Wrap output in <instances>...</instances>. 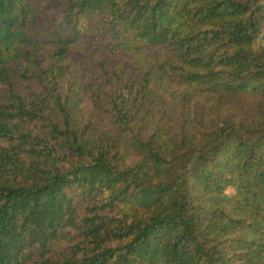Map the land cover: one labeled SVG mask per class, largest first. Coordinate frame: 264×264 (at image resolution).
<instances>
[{
  "label": "trees",
  "instance_id": "16d2710c",
  "mask_svg": "<svg viewBox=\"0 0 264 264\" xmlns=\"http://www.w3.org/2000/svg\"><path fill=\"white\" fill-rule=\"evenodd\" d=\"M29 263L264 264V0H0V264Z\"/></svg>",
  "mask_w": 264,
  "mask_h": 264
},
{
  "label": "rangeland",
  "instance_id": "374dc122",
  "mask_svg": "<svg viewBox=\"0 0 264 264\" xmlns=\"http://www.w3.org/2000/svg\"><path fill=\"white\" fill-rule=\"evenodd\" d=\"M38 10H39V8L36 10V12H38ZM48 25H44L43 24V22H40L39 23V25L36 27V31H37V33H39V34H47V36H49V34H50V32H49V30H48ZM21 88H22V90L24 91V92H26V93H30L33 89L34 90H38V88L35 86V85H32L31 87L29 86V85H27V84H23L22 86H21ZM155 100L157 99V97L155 96V98H154ZM71 196L73 197V198H75L78 202L79 201H81V202H83V207L85 208V207H88V206H90V205H92V204H94V203H96V202H99V199L97 198V197H92V198H90V199H86V200H83L82 198V196L80 195V193L79 192H77V191H75V190H73V191H71ZM58 248H60L61 250H68L69 249V245L67 244V243H65V242H60L58 245ZM35 256H37V255H35ZM36 258V257H35ZM29 264H31V263H29Z\"/></svg>",
  "mask_w": 264,
  "mask_h": 264
}]
</instances>
